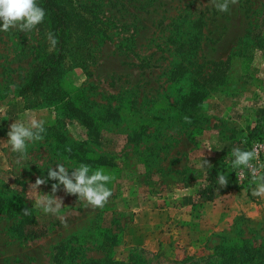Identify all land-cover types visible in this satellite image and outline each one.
<instances>
[{"label":"rangeland","instance_id":"rangeland-1","mask_svg":"<svg viewBox=\"0 0 264 264\" xmlns=\"http://www.w3.org/2000/svg\"><path fill=\"white\" fill-rule=\"evenodd\" d=\"M62 7V54L36 89L21 87L56 54L48 17L0 32V264H264V196L232 167V150L255 141L252 164L264 163V0L226 13L210 0ZM32 117L43 139L12 151L10 125ZM214 162L235 183L207 200L196 191ZM57 163L114 175L109 203L93 209L61 185L59 217L34 207L56 181L30 184Z\"/></svg>","mask_w":264,"mask_h":264},{"label":"clouds","instance_id":"clouds-1","mask_svg":"<svg viewBox=\"0 0 264 264\" xmlns=\"http://www.w3.org/2000/svg\"><path fill=\"white\" fill-rule=\"evenodd\" d=\"M215 8L226 13L230 11L229 5H236L238 0H210ZM45 10L38 6L36 0H0V32H8L12 29H17L20 32L29 33L37 28V26L44 22ZM48 38L51 47L49 51L55 48L57 43L56 38L52 33H48ZM185 121L190 123L188 117H184ZM45 121L32 117L30 121L25 124L23 122H14L10 125L8 131V143L11 150L21 154H26L29 142L41 141ZM233 168L244 167L251 172V183L256 185L252 189L253 196H264V174L261 169H264V163H260L257 167L252 164L253 160H258V151L256 147L252 150H241L236 147L232 150ZM204 164H209L204 160ZM69 174L68 168L62 163H57V168L52 167L48 171L46 178H37L35 183L30 184V190L34 187L36 190L48 182V180L56 181L51 186V193L44 194L35 200L34 207L42 210L45 214H53L58 217L61 214L63 201L55 194L63 186L67 194L77 195L79 199L86 201L88 206L95 208H104L113 195V191L107 187L115 177L110 173H106L104 168H97L92 171L87 164H80L79 167ZM91 172V175L89 174ZM243 176V172H241ZM220 187H226L228 178L224 174H218ZM24 215H31V209L24 208ZM62 223L67 227L66 221L62 219Z\"/></svg>","mask_w":264,"mask_h":264},{"label":"trees","instance_id":"trees-1","mask_svg":"<svg viewBox=\"0 0 264 264\" xmlns=\"http://www.w3.org/2000/svg\"><path fill=\"white\" fill-rule=\"evenodd\" d=\"M41 7L45 10V14L49 19V24L51 25V29L55 36H57V51L56 54L51 57L50 62L42 67L36 76L24 84L21 87V90L24 91L26 89L32 88L36 89L39 84L45 79L47 75L50 74L52 69L54 68L55 63L59 60L61 56V47H62V37L61 33L65 30L66 27V17L63 12L62 0H40ZM253 134L250 133V137H248L247 141L250 140ZM218 162L212 163L209 168L206 170L204 175V184L196 191V195L201 198H205L210 200L213 196L214 190L220 186L218 180ZM228 184L224 189H230L234 183L235 178H228ZM38 233H33L32 236H36ZM61 250L58 251V254L61 253ZM57 264H61L59 256L55 258ZM92 264H96L93 262ZM106 264H114V263H106Z\"/></svg>","mask_w":264,"mask_h":264},{"label":"built area","instance_id":"built-area-1","mask_svg":"<svg viewBox=\"0 0 264 264\" xmlns=\"http://www.w3.org/2000/svg\"><path fill=\"white\" fill-rule=\"evenodd\" d=\"M253 147H256L257 151H259L261 149L262 145L259 142L255 141V142L250 144V149L249 150H252Z\"/></svg>","mask_w":264,"mask_h":264}]
</instances>
